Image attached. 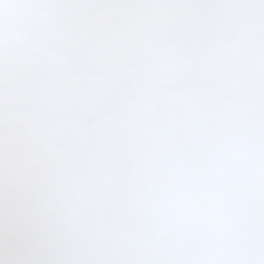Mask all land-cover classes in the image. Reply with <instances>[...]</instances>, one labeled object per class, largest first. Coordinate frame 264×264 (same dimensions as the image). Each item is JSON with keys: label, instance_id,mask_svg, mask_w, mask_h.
<instances>
[{"label": "snow or ice", "instance_id": "1", "mask_svg": "<svg viewBox=\"0 0 264 264\" xmlns=\"http://www.w3.org/2000/svg\"><path fill=\"white\" fill-rule=\"evenodd\" d=\"M0 264H264V0H0Z\"/></svg>", "mask_w": 264, "mask_h": 264}]
</instances>
